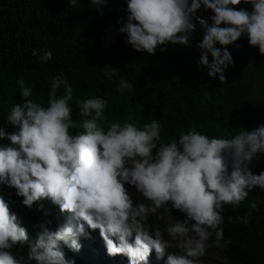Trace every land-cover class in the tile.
Masks as SVG:
<instances>
[{"label": "clouds", "instance_id": "clouds-1", "mask_svg": "<svg viewBox=\"0 0 264 264\" xmlns=\"http://www.w3.org/2000/svg\"><path fill=\"white\" fill-rule=\"evenodd\" d=\"M242 3L252 10L236 7ZM68 5L76 7L78 0ZM90 5L100 10L107 0H90ZM202 8L212 13L210 24L197 15ZM125 11L126 19L117 21L118 34L126 35L135 51L149 55L157 47L166 51L169 44L191 47L198 25L203 32L196 45L198 66L221 84L233 64L227 46L239 48L236 41L243 36L264 55V0H126ZM32 55L40 62L52 59L47 48ZM101 71L108 79L119 78V94L134 89L120 70L105 66ZM18 84L23 102L15 103L6 117L15 131L0 128V141L9 142L0 144V185L14 189L29 210L35 205L43 218L27 232L0 197V264H75L64 246L105 264H148L153 250L158 259L166 257V264H195L209 248L228 247L220 227L224 207L246 204L254 188L264 191V170L257 175L249 168L264 154V124L225 138L195 128L178 139L163 138L157 119L102 124L108 101L96 96L77 101L80 118L74 120V89L63 73L50 78L46 106L36 101L23 78ZM130 187L140 201L133 200ZM45 203L65 214H59L63 223L54 230ZM248 207L258 206L253 201ZM154 219L167 226L161 230ZM238 219L247 223L246 217ZM98 231L107 254L125 255L126 263L103 261L93 244ZM80 237L95 259L81 249ZM25 246L27 259L18 251Z\"/></svg>", "mask_w": 264, "mask_h": 264}, {"label": "trees", "instance_id": "trees-1", "mask_svg": "<svg viewBox=\"0 0 264 264\" xmlns=\"http://www.w3.org/2000/svg\"><path fill=\"white\" fill-rule=\"evenodd\" d=\"M236 7L252 10L250 4ZM125 9L126 0H107L100 10L91 6L90 0H78L76 7L69 6L68 0H0V128L7 133L15 131L6 117L15 103L23 102L20 78L25 87L32 88L36 101L46 106L50 78L60 73L74 89V120L80 118L77 101L96 96L108 101L102 124L114 120L143 124L157 119L163 138L178 139L191 128L209 137L225 138L264 124V55L249 46L247 37L236 41L239 48L227 46L233 64L225 70L226 83L221 84L218 77L207 75V68L198 66L200 50L196 45L203 35L198 25L191 47L169 44L166 51L157 47L155 54L149 55L135 51L126 35L118 34L121 25L117 21L126 19ZM197 15L211 23L210 11L202 8ZM44 48L52 51V59L40 62L32 52L37 50L39 55ZM211 60L209 56V63ZM105 66L120 70L134 89L119 94V78H106L101 71ZM62 94L61 87L58 95ZM249 168L257 175L264 170V154ZM0 197L27 232L42 222L43 212L35 205L32 210L24 207L14 189L0 185ZM253 201L256 210L248 207ZM45 208L51 211L48 219L54 230L63 223V214L57 206L45 203ZM222 216L220 227L224 239L230 241L226 249L220 248L224 258L230 264H264V191L254 188L246 204L225 206ZM245 217L247 223L238 219ZM26 249L18 250L25 259ZM64 251L75 264H105L67 246Z\"/></svg>", "mask_w": 264, "mask_h": 264}, {"label": "rangeland", "instance_id": "rangeland-1", "mask_svg": "<svg viewBox=\"0 0 264 264\" xmlns=\"http://www.w3.org/2000/svg\"><path fill=\"white\" fill-rule=\"evenodd\" d=\"M129 192L132 195V198L134 201H140V199L142 198L141 195L139 193H137L135 191L134 188H129ZM65 216V214L63 215ZM154 221L156 222V224H159L161 226V230H163L166 226L167 223L164 222V220L162 219H158L157 221L154 219ZM92 237V235H91ZM165 238L167 239V236H165ZM85 238L80 237L78 238L79 243L81 244V249H83V251H86V254H88V257L91 259H95V257L93 255H90L91 253L88 252L87 248L85 247ZM101 238L99 236V231H98V235L97 236H93V244L95 246V248L98 250V252L100 253L102 259L104 262L107 263H111L114 260L117 261H121V262H126L128 260V258L125 255H115V256H109L107 254L106 251V247L105 245L101 242ZM176 249H171V251H175ZM103 252L106 253V256H103ZM148 264H166V257L162 258V259H158L155 251L153 250L152 253L149 255L148 257ZM195 264H229L225 258L223 257L222 253H221V249L220 248H216V247H211L209 248V250L206 252V254L201 257L199 260H197L195 262Z\"/></svg>", "mask_w": 264, "mask_h": 264}, {"label": "water", "instance_id": "water-1", "mask_svg": "<svg viewBox=\"0 0 264 264\" xmlns=\"http://www.w3.org/2000/svg\"><path fill=\"white\" fill-rule=\"evenodd\" d=\"M115 261L118 262V263L120 262V261H117V260H115Z\"/></svg>", "mask_w": 264, "mask_h": 264}, {"label": "bare ground", "instance_id": "bare-ground-1", "mask_svg": "<svg viewBox=\"0 0 264 264\" xmlns=\"http://www.w3.org/2000/svg\"><path fill=\"white\" fill-rule=\"evenodd\" d=\"M64 215V214H63ZM126 263V262H125Z\"/></svg>", "mask_w": 264, "mask_h": 264}]
</instances>
